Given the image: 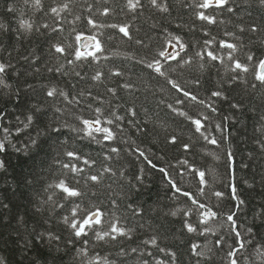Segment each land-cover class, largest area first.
Returning a JSON list of instances; mask_svg holds the SVG:
<instances>
[{
  "label": "trees",
  "instance_id": "1",
  "mask_svg": "<svg viewBox=\"0 0 264 264\" xmlns=\"http://www.w3.org/2000/svg\"><path fill=\"white\" fill-rule=\"evenodd\" d=\"M263 63L264 0H0V264H264Z\"/></svg>",
  "mask_w": 264,
  "mask_h": 264
},
{
  "label": "water",
  "instance_id": "2",
  "mask_svg": "<svg viewBox=\"0 0 264 264\" xmlns=\"http://www.w3.org/2000/svg\"><path fill=\"white\" fill-rule=\"evenodd\" d=\"M84 45L85 46H90L91 45V41L86 42ZM260 72H261L262 75L264 74V63L261 66ZM96 218H97V216L94 219H96Z\"/></svg>",
  "mask_w": 264,
  "mask_h": 264
},
{
  "label": "rangeland",
  "instance_id": "3",
  "mask_svg": "<svg viewBox=\"0 0 264 264\" xmlns=\"http://www.w3.org/2000/svg\"><path fill=\"white\" fill-rule=\"evenodd\" d=\"M83 49H84V53H91L92 52L91 47L85 46L84 44H83Z\"/></svg>",
  "mask_w": 264,
  "mask_h": 264
}]
</instances>
